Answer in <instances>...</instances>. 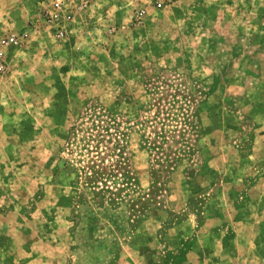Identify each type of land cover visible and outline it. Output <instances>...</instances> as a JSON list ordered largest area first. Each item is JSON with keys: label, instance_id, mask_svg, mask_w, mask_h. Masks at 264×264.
<instances>
[{"label": "rangeland", "instance_id": "obj_1", "mask_svg": "<svg viewBox=\"0 0 264 264\" xmlns=\"http://www.w3.org/2000/svg\"><path fill=\"white\" fill-rule=\"evenodd\" d=\"M0 52V264H264V0H0Z\"/></svg>", "mask_w": 264, "mask_h": 264}, {"label": "built area", "instance_id": "obj_2", "mask_svg": "<svg viewBox=\"0 0 264 264\" xmlns=\"http://www.w3.org/2000/svg\"><path fill=\"white\" fill-rule=\"evenodd\" d=\"M159 5H161V3H159ZM14 41V38L11 37L9 39H3V43L7 42V43H10ZM5 61H4V55H3V52H0V74H2L5 69H6V66H5Z\"/></svg>", "mask_w": 264, "mask_h": 264}, {"label": "crops", "instance_id": "obj_3", "mask_svg": "<svg viewBox=\"0 0 264 264\" xmlns=\"http://www.w3.org/2000/svg\"><path fill=\"white\" fill-rule=\"evenodd\" d=\"M238 240H241V236H239V235H236L235 234V236L233 237V244H235V243H237V242H239ZM237 247L235 246V248L233 249V254H234V257H239V256H241L242 254L241 253H243V252H241L240 250L238 251V248L236 249ZM243 256H244V254H243ZM250 256V255H249ZM248 257V256H247ZM243 262V261H242ZM251 263H253V259L252 260H250L249 261V264H251Z\"/></svg>", "mask_w": 264, "mask_h": 264}]
</instances>
